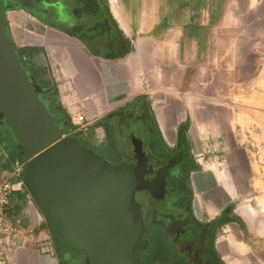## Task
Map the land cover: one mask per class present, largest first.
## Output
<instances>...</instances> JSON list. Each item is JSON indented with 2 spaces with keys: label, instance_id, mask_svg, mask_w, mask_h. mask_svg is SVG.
<instances>
[{
  "label": "crops",
  "instance_id": "0c3cea01",
  "mask_svg": "<svg viewBox=\"0 0 264 264\" xmlns=\"http://www.w3.org/2000/svg\"><path fill=\"white\" fill-rule=\"evenodd\" d=\"M3 7L17 50H28L55 86L64 114L84 116L76 132L94 128L103 143L116 115L107 116L131 103L150 125L154 119L166 148L180 144L187 125L190 212L204 229L225 213L231 218L215 230V259L264 264V0H106L112 55L23 5L3 0ZM14 162L26 164L0 144V180ZM5 215L14 230L11 262L62 264L25 187L11 191Z\"/></svg>",
  "mask_w": 264,
  "mask_h": 264
},
{
  "label": "water",
  "instance_id": "95a60500",
  "mask_svg": "<svg viewBox=\"0 0 264 264\" xmlns=\"http://www.w3.org/2000/svg\"><path fill=\"white\" fill-rule=\"evenodd\" d=\"M34 7L30 0H18ZM0 0V132L22 153L25 189L41 212L61 262L141 264L148 214L163 206L174 161L149 163L143 134L130 161L111 165L67 137L35 91Z\"/></svg>",
  "mask_w": 264,
  "mask_h": 264
},
{
  "label": "flooded vegetation",
  "instance_id": "af4514ba",
  "mask_svg": "<svg viewBox=\"0 0 264 264\" xmlns=\"http://www.w3.org/2000/svg\"><path fill=\"white\" fill-rule=\"evenodd\" d=\"M11 1L29 9L34 18L46 20L70 36L87 41L95 53H115L116 36L106 0H30L34 7L18 0ZM138 109L129 104L120 110L109 123L107 140L96 149L98 153H92L99 157L105 154L113 160L111 165L128 163L133 155V140L138 138L140 131L145 138L149 163L174 161L166 178L163 206L148 214V229L141 241L140 252L142 254L147 245L149 254L156 257V264H214L212 234L195 221L189 208L186 171L190 166V155L187 148L182 144L166 148ZM125 147H129L128 154H121ZM7 156L11 157L8 153Z\"/></svg>",
  "mask_w": 264,
  "mask_h": 264
},
{
  "label": "trees",
  "instance_id": "16d2710c",
  "mask_svg": "<svg viewBox=\"0 0 264 264\" xmlns=\"http://www.w3.org/2000/svg\"><path fill=\"white\" fill-rule=\"evenodd\" d=\"M18 52H19L24 68L30 73L29 78L32 82V85L35 88V91L39 93L42 99L47 102L49 111L56 116L55 121L58 124L59 123L66 124L67 137L78 138L80 143L86 148H89L91 152H94V153L97 152L96 149H99L101 147V143L98 142V140L96 139L94 128H90V129L88 128L85 131L76 132L77 128L71 124L70 118L66 114H64V111L62 110L61 106L56 101L55 86L44 78V75L42 74L41 70L32 62V57L30 53L28 52V50H18ZM145 99H146L145 97H139L136 99V103L140 102L139 104L141 105V109L148 113L149 107ZM116 113L117 112L112 113L109 116H107V120L117 115ZM150 122H151V125L157 129L155 121L152 117L150 118ZM186 126L187 125H182L180 127L179 135H178V142L180 144L183 143L185 146H187L186 138H185ZM0 144L3 147V149L11 156L12 159L18 158L20 160H23L22 153L18 152L15 148L9 145V143L3 138L1 132H0ZM230 221H231V218L228 217V215L225 213L213 223L208 224L206 226V229L208 233L210 232L212 234L211 235L212 239L214 238L216 228ZM214 264H223V263L218 261V258H216Z\"/></svg>",
  "mask_w": 264,
  "mask_h": 264
},
{
  "label": "built area",
  "instance_id": "2783aa9c",
  "mask_svg": "<svg viewBox=\"0 0 264 264\" xmlns=\"http://www.w3.org/2000/svg\"><path fill=\"white\" fill-rule=\"evenodd\" d=\"M74 125L83 128L85 118L83 115L72 117ZM23 164L14 162L12 173L8 178L0 180V264H14L10 261L9 253L12 247L14 230L6 219V207L11 191L15 187H24L22 180Z\"/></svg>",
  "mask_w": 264,
  "mask_h": 264
},
{
  "label": "rangeland",
  "instance_id": "374dc122",
  "mask_svg": "<svg viewBox=\"0 0 264 264\" xmlns=\"http://www.w3.org/2000/svg\"><path fill=\"white\" fill-rule=\"evenodd\" d=\"M71 124L76 127L79 130V126L74 125L72 118L70 119ZM100 140H104V138H100ZM128 149L129 147H125L124 150H122L121 154H128ZM99 157V156H98ZM101 159H103L104 161L108 162L110 164V162H113V160L111 158L106 157L105 154H102V156H100ZM264 173V169L261 170V173ZM148 244V243H147ZM156 257L151 256L148 252V247L147 245L144 246L142 254H141V264H156L155 262Z\"/></svg>",
  "mask_w": 264,
  "mask_h": 264
},
{
  "label": "bare ground",
  "instance_id": "6f19581e",
  "mask_svg": "<svg viewBox=\"0 0 264 264\" xmlns=\"http://www.w3.org/2000/svg\"><path fill=\"white\" fill-rule=\"evenodd\" d=\"M115 2V1H114ZM112 4V3H111ZM114 5V4H113Z\"/></svg>",
  "mask_w": 264,
  "mask_h": 264
}]
</instances>
